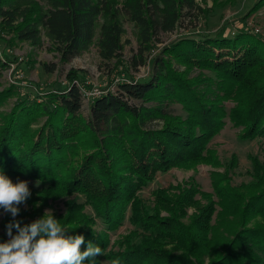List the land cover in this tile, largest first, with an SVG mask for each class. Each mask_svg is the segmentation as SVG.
Listing matches in <instances>:
<instances>
[{
	"label": "trees",
	"instance_id": "obj_1",
	"mask_svg": "<svg viewBox=\"0 0 264 264\" xmlns=\"http://www.w3.org/2000/svg\"><path fill=\"white\" fill-rule=\"evenodd\" d=\"M209 14L197 0H0V38L8 46H40L45 32L64 63L93 44L110 63L121 58L128 19L139 42L130 66L139 72L162 35L186 20L197 27ZM10 48L4 50L7 61L0 55L2 69L14 63ZM151 69L147 78L127 74L131 80L116 91L90 98L88 116L82 92L87 82L79 85L77 77L40 102L18 98L10 113L0 112V169L12 181L32 183L24 203L32 213L21 204L15 219L30 224L44 216L37 207L67 199L66 212L53 216L69 235L85 237L82 250L88 242L102 248L96 264L116 258L121 264H264L263 157L250 158L252 180L245 188L234 186L227 172L214 176L212 194L193 181L191 189L173 188L172 194L157 189L152 201L142 196L159 173L218 165L210 144L227 120L243 140L264 142V40L247 31L231 38L182 36L159 51ZM12 95L10 89L0 92V107ZM40 118L45 123L36 129ZM12 219L5 214L0 240ZM126 223L129 233L113 240ZM219 232L222 239L214 236Z\"/></svg>",
	"mask_w": 264,
	"mask_h": 264
},
{
	"label": "rangeland",
	"instance_id": "obj_2",
	"mask_svg": "<svg viewBox=\"0 0 264 264\" xmlns=\"http://www.w3.org/2000/svg\"><path fill=\"white\" fill-rule=\"evenodd\" d=\"M121 1V0H120ZM259 0H197L198 4L202 6L206 12H209V17L201 18L198 26L186 20L180 24L178 29L170 34H164L161 38V43L152 49L153 55L150 63L141 68L139 72H135L130 66L132 57L137 53L139 48L138 30L135 25L128 19L124 20L125 33L123 36V50L120 60H114L110 63H105L99 54L97 44H93L84 53L74 59L70 63L62 62L60 55L55 49L53 43L49 40L47 35L43 34L42 44L40 46H33L30 42H14L13 46H8L0 38V55L1 59L6 60L5 49H12L10 53L13 56L14 63H9L8 69L0 67V92L10 89L13 90V95L0 107V112L4 115L11 112L14 108L18 98L27 99L29 101L40 102L44 98V93L50 90H64L70 85V78L77 77L78 82H87V86L82 87L84 93V115L88 116L90 108V98L96 97L93 93H103L107 91H116L117 86L122 82L130 81L127 74L133 75L136 79L147 78L152 72V62L159 51L166 45L177 41L180 37L186 35H218L221 34L225 37H234L239 31H247L255 33L257 36L264 40V6L257 7ZM103 20L97 27L96 42L100 37V26ZM4 37L12 42L11 37L5 34ZM16 58L18 59L17 62ZM120 64V65H119ZM44 65L55 66L54 73H48L44 70ZM119 66L118 70L115 68ZM127 67L129 69H127ZM79 85L81 83L78 82ZM43 90L45 92H43ZM3 119L0 116V125ZM45 123L44 118H40L34 125L38 128ZM213 154L218 162V165L209 163H200L195 167L184 169L175 168L168 173H159L156 180L146 188L142 196L152 201L154 199L153 192L157 189L166 188L172 193L175 189H180L184 186L186 189H191L192 182L197 184V188L206 193H214L213 184L216 182L214 176L216 174L229 173L232 184L240 185L243 187L250 183L252 178L249 175L252 171L251 157L264 158V142L260 139L253 141H246L242 139L240 129L234 127L228 120L223 130L214 138L210 144ZM262 158V159H263ZM238 161H237V160ZM232 160L237 161L235 168H229L228 165ZM264 161V160H263ZM227 170V171H226ZM219 179V176H217ZM18 181H25L15 179L13 183ZM28 182V181H27ZM32 183L28 182V186ZM173 190V191H172ZM67 200V199H66ZM66 200H59L52 203L51 207H37L39 216L45 214L46 210L51 209L53 215H62L66 212ZM197 200L202 201L201 196L197 195ZM24 209L32 213V207L24 204ZM91 212V209L88 208ZM194 212L190 210L189 216ZM5 211L0 210V233H4L3 222L5 218ZM35 219V218H34ZM33 219V220H34ZM31 220V218H29ZM188 221V219H186ZM99 231L103 230V226L97 227ZM132 227L126 223L120 229L118 235L113 236L116 240L119 235L129 233ZM226 230V229H225ZM15 235V234H13ZM218 239H222L223 234L220 232L214 235ZM9 239L6 234L0 242H6Z\"/></svg>",
	"mask_w": 264,
	"mask_h": 264
},
{
	"label": "clouds",
	"instance_id": "obj_3",
	"mask_svg": "<svg viewBox=\"0 0 264 264\" xmlns=\"http://www.w3.org/2000/svg\"><path fill=\"white\" fill-rule=\"evenodd\" d=\"M32 193L27 181H13L0 169V208L10 213L12 220L6 225L9 239L0 242V264H96V257L103 254L98 244L88 242L86 250L83 235H69V230L55 219L52 210L42 218L21 226L15 218ZM17 234L13 235V229ZM111 264H121L116 258Z\"/></svg>",
	"mask_w": 264,
	"mask_h": 264
},
{
	"label": "built area",
	"instance_id": "obj_4",
	"mask_svg": "<svg viewBox=\"0 0 264 264\" xmlns=\"http://www.w3.org/2000/svg\"><path fill=\"white\" fill-rule=\"evenodd\" d=\"M3 60L5 61V59L3 58ZM94 94V96H101V95H103V93H93Z\"/></svg>",
	"mask_w": 264,
	"mask_h": 264
}]
</instances>
